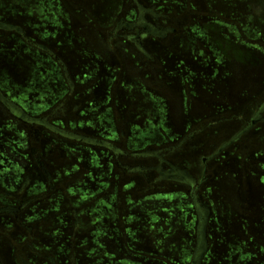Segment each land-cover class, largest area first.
Masks as SVG:
<instances>
[{
    "label": "rangeland",
    "instance_id": "rangeland-1",
    "mask_svg": "<svg viewBox=\"0 0 264 264\" xmlns=\"http://www.w3.org/2000/svg\"><path fill=\"white\" fill-rule=\"evenodd\" d=\"M140 6L176 30L143 34V52L121 35L137 30L115 32ZM0 23L22 29H0L3 96L66 132L0 102L2 172L53 162L51 182L11 183L38 201L0 218L5 264L25 240L29 264H192L198 214L186 183L159 177L167 162L213 206L201 264H264V121L245 132L264 102V0H0Z\"/></svg>",
    "mask_w": 264,
    "mask_h": 264
},
{
    "label": "flooded vegetation",
    "instance_id": "flooded-vegetation-1",
    "mask_svg": "<svg viewBox=\"0 0 264 264\" xmlns=\"http://www.w3.org/2000/svg\"><path fill=\"white\" fill-rule=\"evenodd\" d=\"M140 11H138V20L139 22H132V23H122L119 22L117 24V27L115 29L116 31H122L124 29H122V26H126L127 30L126 31H131L133 32L134 30H137L136 32V36L132 35V34H121L123 37H127L129 39L128 42H130L134 47H136L140 52L142 51V46H141V42H142V38L144 36H142L143 34H145V36L147 37H151V38H160V39H164L166 36H168V34L170 33H175L176 30L172 29V28H159L157 27L156 21H158L160 18H162L161 14H157V13H153L152 10H146L143 7H139ZM149 13L150 15H145L146 13ZM148 18L154 20L153 24H149L147 22ZM143 28V30H141L140 27ZM0 29L7 31V32H12V31H17L18 33H22V29L20 28H16L13 26H8L6 24L0 23ZM15 29V30H14ZM42 48L51 53L52 56H54L55 58V54L49 50L46 47ZM0 102L2 103L3 107L6 108L7 111H9L10 113H13L17 118H19L21 121H23L28 127H31L33 125L36 126H43V127H47L50 130H54L59 134H63L64 132H62L61 130L57 129L53 124H49L48 122H46V120H39L36 118H32L30 116L25 115L20 109H18L12 102H10V100L6 99L2 92L0 91ZM17 110V111H16ZM19 115V116H18ZM254 117L253 119L250 121V123H248L245 126V132L251 130L256 124H258L259 122L264 121V102L259 106V108H257L255 110V113L253 114ZM37 133V132H36ZM66 134V132L64 133ZM70 138L69 139H74L77 141H84L85 143H89V140H86L84 138H80L78 136H75L72 133H69ZM93 143V142H92ZM100 145L103 146H107L106 143H100ZM107 148H110V146H108ZM224 150V148H222L220 150L219 153H221ZM33 154H36V150H32ZM34 160V164L31 165V167H33L34 169H41L43 171V173H38L36 176H29V175H25V176H15L14 179H12L8 173H3L2 171H5V169L1 170L0 168V198L2 197H8V202L6 204H2L0 203V218L3 217H13L14 219L21 220V214H23V212L26 211V209L31 205L36 203L38 200L35 197H30L28 196L25 197L26 199H22L23 196H19V195H15L13 193H11L10 191V187H11V183H20L21 187L19 190L22 189H27L29 188L32 184L34 183H39L41 184L42 182V177L45 176L47 177L48 181L51 182L52 178H51V174L49 172V170L47 169L48 165H51L53 162L51 160H43V158L37 157L35 156ZM161 161L163 163H165V160L163 158H161ZM167 162V161H166ZM203 162L205 164V166H207V162H208V158H204ZM167 165L169 168H167L166 170H163L162 168H158L157 171L159 173V177H161L162 179H169L178 183H186L189 186V194L190 197L192 198V200L195 202V207L197 210V214H198V224L199 226V231L197 230V239H196V246H195V251H194V258H193V263L192 264H201L203 258H205V256L208 253V235H207V223L208 221H210V219L215 217V214L213 212V206L212 204L207 201L204 200L203 198H205V195H199L197 192V186L196 184L198 183L196 181L195 178L190 177L186 172H183L182 170H180L178 167H175L173 164L167 162ZM5 166V165H3ZM207 172V168L205 167L204 169V173ZM17 179V180H16ZM204 183V182H203ZM202 184V182H201ZM52 189V188H51ZM208 196V195H207ZM209 199V197H208ZM10 202H14V204H10ZM264 217V215H263ZM25 229L28 230L29 233L32 234V231L29 227L24 226ZM198 229V228H197ZM264 230V228H263ZM216 239V238H215ZM261 240H264V231H262V236H261ZM1 241V240H0ZM1 244V243H0ZM20 245H18L19 247L16 249L15 251V263L16 264H29L26 262L27 258H31L32 256H37V257H42L40 253L36 252L35 248L29 244L28 240L24 241V242H19ZM28 246L31 247V251H29ZM46 260H49L50 264H56L55 260L51 257H47L45 256ZM0 264H5L3 262V260L1 259L0 256Z\"/></svg>",
    "mask_w": 264,
    "mask_h": 264
}]
</instances>
